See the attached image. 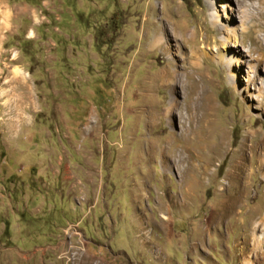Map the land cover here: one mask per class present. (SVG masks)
Returning <instances> with one entry per match:
<instances>
[{"label":"rangeland","instance_id":"obj_1","mask_svg":"<svg viewBox=\"0 0 264 264\" xmlns=\"http://www.w3.org/2000/svg\"><path fill=\"white\" fill-rule=\"evenodd\" d=\"M248 47L264 0H0V264H264Z\"/></svg>","mask_w":264,"mask_h":264},{"label":"bare ground","instance_id":"obj_2","mask_svg":"<svg viewBox=\"0 0 264 264\" xmlns=\"http://www.w3.org/2000/svg\"><path fill=\"white\" fill-rule=\"evenodd\" d=\"M241 17H243V19L240 21V24L237 26L232 27L228 24H225V25L220 24V26H218L219 31L223 35L220 37L219 44H218L219 46L227 48L230 46L240 47L242 45L241 44L242 41H241V37L239 35V31L249 28V25H247V24L249 23L248 20H250V18L252 16L248 11H244L243 15ZM247 21H248V23H247ZM212 23L215 24L214 21H212ZM215 52H216V56H217L216 58L219 61H222L226 64H229V59L226 58V55H222V53H220V52L217 53V51H215ZM245 52L250 57V60L253 61L254 69H256L258 66H261V65L264 68V60L262 58V56H263L262 54L259 53L256 57H254L252 55V49L250 47L245 49ZM231 78L233 80L235 78V75H232ZM257 79L259 82V86H258L259 92L263 93L264 92V77L262 76L261 78H259V77L255 76V77H253L252 80H257ZM262 143L264 144V136L262 138ZM261 150H262V148H261ZM261 163H262V168H263L264 167V148L261 151ZM263 224H264V222H263ZM262 230H261L259 236H261V238L264 239V228H262Z\"/></svg>","mask_w":264,"mask_h":264}]
</instances>
